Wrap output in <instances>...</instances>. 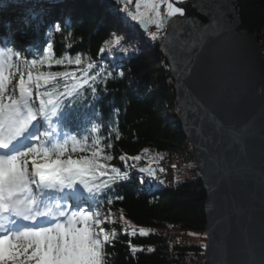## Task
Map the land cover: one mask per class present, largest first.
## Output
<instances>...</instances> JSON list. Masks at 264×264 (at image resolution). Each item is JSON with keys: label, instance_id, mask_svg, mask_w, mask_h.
<instances>
[{"label": "snow or ice", "instance_id": "obj_1", "mask_svg": "<svg viewBox=\"0 0 264 264\" xmlns=\"http://www.w3.org/2000/svg\"><path fill=\"white\" fill-rule=\"evenodd\" d=\"M180 2L136 0L135 10L130 11L132 0H117L124 5L121 11L126 19L156 26L157 31L150 33L153 40L170 18L184 16L185 9L176 6ZM162 5H166L163 14ZM208 27L211 31L202 32L194 47H203L208 36L219 35V27ZM51 31L60 32V24ZM105 44L129 51L115 33ZM53 66L66 70L51 71ZM17 73L19 79L13 84ZM111 75L80 53L57 57L51 42L39 58L31 60L11 48H0V264H107L104 248L117 233L101 226L112 222L111 217L93 209L101 203L100 193L112 191L113 185L130 177L127 169L111 163L114 157L105 151L111 144L103 142L101 125L91 123L83 129L76 125L79 130L74 133L72 118L73 104L86 90L95 97L98 78ZM217 127L223 129L219 122ZM230 134L234 139L239 136L235 131ZM141 159L139 155L119 157L125 165ZM140 171L155 174L151 168ZM147 234L139 229V235ZM130 235L136 236L137 231Z\"/></svg>", "mask_w": 264, "mask_h": 264}, {"label": "trees", "instance_id": "obj_2", "mask_svg": "<svg viewBox=\"0 0 264 264\" xmlns=\"http://www.w3.org/2000/svg\"><path fill=\"white\" fill-rule=\"evenodd\" d=\"M239 12L243 26L257 38L264 54V0H239ZM29 15L35 16L38 36L30 44L29 55L21 57L39 58L51 42L57 57L64 52L73 57L80 53L85 60L91 58L105 73L112 74L106 79L98 78L95 97L86 90L84 97L73 104L74 133L79 130L76 125L83 129L90 128L91 123L100 124L103 142L111 144V148H105L114 157L111 163L127 171L128 165H148L162 156L179 157L191 148L179 119L168 64L155 40L143 33L136 22L126 19L121 6H115L113 0H0V20L6 26L21 23ZM56 23L61 26L60 32L51 31ZM128 26L146 39L147 48L140 44L139 36L125 33ZM113 33L122 37V47L129 51L105 44ZM50 70L66 69L53 66ZM122 155H139L142 159L128 160L125 165L119 160ZM154 173L129 174V180L99 194L101 203L93 210L114 218H121L123 213V219L128 221L127 225L109 221L101 225L117 233L104 248L107 264H202L201 243L191 246L180 242L167 247L162 234L145 229L171 227L204 234L207 195L201 177L194 172L172 186H162L160 180L165 174ZM117 196L123 199L118 200ZM140 228L148 234L139 235ZM133 229L136 236L130 235ZM131 247L142 250L133 252Z\"/></svg>", "mask_w": 264, "mask_h": 264}, {"label": "water", "instance_id": "obj_3", "mask_svg": "<svg viewBox=\"0 0 264 264\" xmlns=\"http://www.w3.org/2000/svg\"><path fill=\"white\" fill-rule=\"evenodd\" d=\"M176 6L184 16L170 18L155 42L173 78L179 119L207 195L204 264H264L263 48L243 26L239 0ZM129 7L135 10L134 1ZM209 25L219 27V35L194 47Z\"/></svg>", "mask_w": 264, "mask_h": 264}, {"label": "rangeland", "instance_id": "obj_4", "mask_svg": "<svg viewBox=\"0 0 264 264\" xmlns=\"http://www.w3.org/2000/svg\"><path fill=\"white\" fill-rule=\"evenodd\" d=\"M124 7V5H121V8ZM141 11H144V7H141ZM70 16H68V19L66 20L67 22L70 21ZM36 23V19L35 16H27L24 18V20L15 27H12L8 31L9 33H13L15 31V36L12 38V41L9 42L10 44V48L13 49L14 51H18L20 54H22L23 56L25 55H29V47L30 44L33 43L34 39L38 36V32H37V28L35 26ZM126 34H134L135 36H139L138 41L140 42V44L147 48L148 46V42L146 41V39L138 34L135 30V28L133 26H128L125 30ZM151 32H156L155 30H149L147 33L149 34V37L151 38L150 33ZM163 34H160V32H158V37H161ZM19 36H24L25 38L23 40H20L21 43L20 44H15V39H17ZM5 42V41H4ZM3 42V43H4ZM7 44V43H6ZM263 48V47H262ZM262 58L264 59V54L262 52ZM16 58L14 57V60ZM18 77H16L15 79H13V84H15L18 81ZM157 165H161V168H158V171L163 172L165 175V178H173L174 176L176 177H191L194 175V172H196L195 169V164H194V160L192 157V148H189L188 150H186L185 154L182 156H162L158 161ZM169 163H173L176 164L177 167H174L172 169H170L169 172H166V170L164 169L166 166L169 165ZM86 208L88 207L87 205H85ZM119 221V220H117ZM120 222H123L122 220H120ZM165 229V233L167 238L169 239L170 242V246L172 244H178L180 242L182 243H188L191 246H196L199 243H201L200 238L199 237H190L187 236L186 234L182 235L178 230V229H174L171 227H164ZM179 233V234H178ZM161 234V233H160ZM165 235V234H164ZM201 263L204 264L203 261V256L201 257Z\"/></svg>", "mask_w": 264, "mask_h": 264}, {"label": "bare ground", "instance_id": "obj_5", "mask_svg": "<svg viewBox=\"0 0 264 264\" xmlns=\"http://www.w3.org/2000/svg\"><path fill=\"white\" fill-rule=\"evenodd\" d=\"M25 37L24 36H19L18 39L19 40H23ZM153 166H158L159 168H161V165H153ZM170 165L166 166L164 169L168 168ZM176 181L175 178H172V179H168V180H165V183L166 184H173L174 182ZM152 230H155V231H158L159 233L162 234L163 238L166 240V246L169 247L170 246V242H169V239L167 238L166 236V231L164 229V227H161V228H150ZM182 235L186 234L187 236H190V237H199L200 238V242L202 244V246L205 244V240H206V234H197V233H194V232H190V231H183V230H180L179 231ZM165 234V235H164ZM179 234V233H178Z\"/></svg>", "mask_w": 264, "mask_h": 264}, {"label": "flooded vegetation", "instance_id": "obj_6", "mask_svg": "<svg viewBox=\"0 0 264 264\" xmlns=\"http://www.w3.org/2000/svg\"><path fill=\"white\" fill-rule=\"evenodd\" d=\"M114 2H115V6H121L122 4H119V3H117L115 0H113ZM134 1V3H136V0H132V2ZM183 1V0H182ZM143 6V5H142ZM128 7H129V5H128ZM130 8V7H129ZM163 11H165L166 12V5H162L161 6V12H163ZM149 30H155V31H157V28H156V26L154 25V24H149ZM164 31H165V29H160L159 30V32H160V34H163L164 33Z\"/></svg>", "mask_w": 264, "mask_h": 264}]
</instances>
